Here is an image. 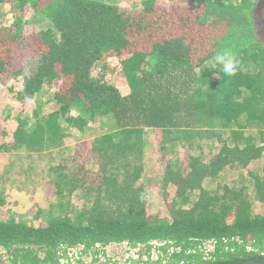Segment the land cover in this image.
<instances>
[{
	"label": "trees",
	"instance_id": "1",
	"mask_svg": "<svg viewBox=\"0 0 264 264\" xmlns=\"http://www.w3.org/2000/svg\"><path fill=\"white\" fill-rule=\"evenodd\" d=\"M11 1V11L0 14L11 18L9 25L0 23V82L15 77L9 83L16 88L13 97L33 107L30 126L17 118L15 130L4 133L13 143L0 150L59 148L71 127L101 126L105 118L115 128L91 139L97 170L79 166L69 188L61 167H52L56 201L49 203L45 223L13 214L0 221L7 264H58L60 246L94 251L97 243L153 239L180 247L171 264L217 263L264 251V210L253 212L248 193L251 185L253 198L264 203V168L247 171L250 185L243 177L238 186H204L225 167L246 168L264 152V46L251 10L258 0H168L167 6L142 0L137 11L121 9L118 0ZM29 24L38 27L30 34L38 52L24 69L11 61ZM225 48L240 59L233 76L209 68ZM110 57L119 60L124 94L92 75ZM55 81L61 85L52 94L53 107L43 112L38 94ZM147 128L159 130L162 142L181 140L188 148L206 140L220 144L207 158L200 151L181 166H165L163 187H174L168 218L147 212L140 182ZM247 128L256 134H246ZM78 189L84 197L79 208L70 199ZM43 213L38 209L33 218ZM209 239L216 241L215 260L203 261L198 246ZM246 245L256 251L247 252Z\"/></svg>",
	"mask_w": 264,
	"mask_h": 264
},
{
	"label": "rangeland",
	"instance_id": "2",
	"mask_svg": "<svg viewBox=\"0 0 264 264\" xmlns=\"http://www.w3.org/2000/svg\"><path fill=\"white\" fill-rule=\"evenodd\" d=\"M162 6H167L169 1H160ZM11 3L8 2L0 6L1 12L11 11ZM121 9L137 11L142 8V0H118ZM160 6V5H158ZM255 20L264 19L262 13L263 8L259 12L254 6L251 8ZM29 12V10L27 9ZM260 13V14H258ZM261 15V17H260ZM0 23L9 25L11 23L10 15L0 17ZM262 27V25H260ZM255 27V32L258 33V38L264 46V38L259 33L262 29ZM38 27L35 24L26 25L24 35L27 39L19 43L15 48V55L11 63L15 66L28 69V61L32 60L38 52V46L33 43L31 32ZM108 66L101 68L98 64L92 69V75L101 77L103 80L114 83L118 86L122 94L127 89L125 84H122V76L120 72L119 60L116 57L108 58ZM15 77L9 80L13 84ZM122 82V83H121ZM9 83L0 82V144L10 147L13 143L12 135H5L6 131L13 132L17 126V118L28 119L27 127L30 126V118L32 114V103L28 100L16 99L14 92L16 88H10ZM61 85V81H55L48 88H43L42 93L38 94V100L41 101L43 108L41 111L48 112L52 106V94ZM95 123L93 127H83L78 129L71 127L69 130L71 135L66 139L64 145L59 148L44 150L41 152H30L25 148L13 149L9 151L0 150V221L5 219L9 214L21 216L22 219L32 224H38L40 221L45 223L47 210L50 202L56 201L54 187L51 183V174H54L52 167L60 166V178L65 180L66 187L69 188L74 180L77 168L84 166L86 169L96 171L97 159L91 151V139L95 136L109 132L115 128L111 118H105L104 123L100 126ZM93 128V129H91ZM246 134H256L255 128L245 129ZM145 147L143 155L144 170L140 182L144 183L146 188L148 214H159L160 216L169 217L167 203L171 200L174 194V187L167 185L163 187V174L165 166L171 163L173 167L181 166L188 154H198L203 152L207 158L209 155L218 151L220 146L216 141H202L201 147L188 148L184 146V142L177 140L173 143L162 142L164 135L159 130L147 128L144 134ZM165 139V138H164ZM258 142V140H257ZM166 143V144H165ZM176 162V163H175ZM178 162V164H177ZM264 168V152L260 158L252 161L246 168L240 167H225L218 178L211 180L206 179L204 186L209 189H215L218 184H228L238 186L240 180L244 177L245 184L249 181L247 175L248 170L261 171ZM88 180H91L88 179ZM251 185L248 186V193L251 197L252 210L255 213H261L264 210V203L258 202L253 198ZM72 204L76 207H81L84 202L83 191L78 189L71 195ZM38 209L44 210L42 216L38 220L33 218V215ZM5 252L0 248V264H7Z\"/></svg>",
	"mask_w": 264,
	"mask_h": 264
},
{
	"label": "built area",
	"instance_id": "3",
	"mask_svg": "<svg viewBox=\"0 0 264 264\" xmlns=\"http://www.w3.org/2000/svg\"><path fill=\"white\" fill-rule=\"evenodd\" d=\"M234 240L240 243L238 238ZM215 243V240L209 239L198 246L201 260H215ZM245 250L256 251L250 245H246ZM179 251L180 247L175 246L172 241L153 239L135 245L127 241L105 245L97 243L94 245V251L85 249L83 245L60 246L57 256L58 264H171L172 254ZM257 255H264V251L258 252ZM173 264L186 262L180 260Z\"/></svg>",
	"mask_w": 264,
	"mask_h": 264
},
{
	"label": "clouds",
	"instance_id": "4",
	"mask_svg": "<svg viewBox=\"0 0 264 264\" xmlns=\"http://www.w3.org/2000/svg\"><path fill=\"white\" fill-rule=\"evenodd\" d=\"M240 67V59L238 55L229 48L223 50H218L213 57L212 64L209 68H213L223 76H233L238 71ZM201 72V71H200Z\"/></svg>",
	"mask_w": 264,
	"mask_h": 264
},
{
	"label": "water",
	"instance_id": "5",
	"mask_svg": "<svg viewBox=\"0 0 264 264\" xmlns=\"http://www.w3.org/2000/svg\"><path fill=\"white\" fill-rule=\"evenodd\" d=\"M208 264H264V255H255L250 258H237L229 261H220Z\"/></svg>",
	"mask_w": 264,
	"mask_h": 264
},
{
	"label": "flooded vegetation",
	"instance_id": "6",
	"mask_svg": "<svg viewBox=\"0 0 264 264\" xmlns=\"http://www.w3.org/2000/svg\"><path fill=\"white\" fill-rule=\"evenodd\" d=\"M259 12H261L260 10L263 8V11H262V13L264 14V0H258L254 5H253ZM258 14H260V13H258ZM260 17H261V15H260ZM254 26L256 27H258V28H260L261 26L260 25H262V27H261V29H262V31H260L259 33L262 35V38H264V19H260V21H258V20H255V17H254ZM257 34V36H258V33H256Z\"/></svg>",
	"mask_w": 264,
	"mask_h": 264
}]
</instances>
